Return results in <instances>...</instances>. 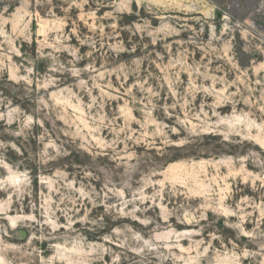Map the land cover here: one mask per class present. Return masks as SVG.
<instances>
[{"label":"rangeland","instance_id":"1","mask_svg":"<svg viewBox=\"0 0 264 264\" xmlns=\"http://www.w3.org/2000/svg\"><path fill=\"white\" fill-rule=\"evenodd\" d=\"M0 264H264V0H0Z\"/></svg>","mask_w":264,"mask_h":264}]
</instances>
